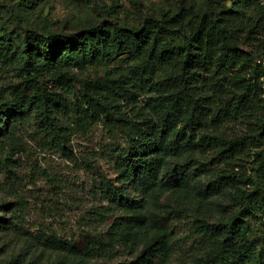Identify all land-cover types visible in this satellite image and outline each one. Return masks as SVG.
I'll list each match as a JSON object with an SVG mask.
<instances>
[{
    "label": "trees",
    "instance_id": "16d2710c",
    "mask_svg": "<svg viewBox=\"0 0 264 264\" xmlns=\"http://www.w3.org/2000/svg\"><path fill=\"white\" fill-rule=\"evenodd\" d=\"M230 3V6H229ZM1 48L23 56L11 100L0 104V175L15 176L19 157L35 148L70 154L74 135L99 125L121 139L114 167L138 198L101 192L121 212L99 238H45L58 264L126 259L116 264H247L255 257L247 217L264 207L241 187L248 161L264 180V7L260 0H215L206 10L179 9L146 18L138 28L101 23L70 33L21 39ZM143 54L174 76L126 80L116 70L85 78V65ZM40 57V59H38ZM43 73L55 76L42 81ZM112 93L115 103L107 102ZM240 119L241 131L225 124ZM13 203L0 206L12 214ZM246 220L230 214L237 208ZM187 220L179 238L174 223ZM0 218V234L12 227Z\"/></svg>",
    "mask_w": 264,
    "mask_h": 264
},
{
    "label": "rangeland",
    "instance_id": "374dc122",
    "mask_svg": "<svg viewBox=\"0 0 264 264\" xmlns=\"http://www.w3.org/2000/svg\"><path fill=\"white\" fill-rule=\"evenodd\" d=\"M215 0H0V41L17 46L23 38L49 33H70L94 24L111 23L138 28L146 18H160L179 9L206 10ZM264 7V0H260ZM230 6V3H229ZM40 59V57H38ZM259 61L264 66V56ZM23 56L0 46V104L11 100L10 87L16 81ZM85 78L104 80L106 72L116 70L122 78L159 81L178 72L176 64L156 66L143 54L117 55L85 65ZM43 73L41 80L53 78ZM107 102L115 103L112 93ZM240 119L224 125L230 135L241 131ZM119 138L109 139L99 125L85 134L73 136L70 154L49 153L33 148L21 155L15 176L0 175V206L12 202L13 213L0 212V218L13 221L0 234V264H58L61 256L44 248L45 238L60 240L99 238L111 222L121 216L117 199L112 203L101 192L102 180L118 188L123 198L140 199L131 183L123 182L114 167ZM241 187L244 196L258 191L264 195V180L257 165L248 161ZM241 207L230 216L246 220ZM254 242L255 257L247 264H264V207L253 208L247 217ZM173 231L184 238L189 222H175ZM126 258L89 261V264H116ZM63 264H67V261Z\"/></svg>",
    "mask_w": 264,
    "mask_h": 264
}]
</instances>
